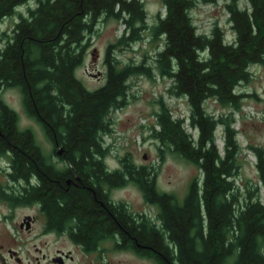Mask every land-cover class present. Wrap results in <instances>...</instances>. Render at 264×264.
I'll return each instance as SVG.
<instances>
[{
	"label": "trees",
	"instance_id": "trees-1",
	"mask_svg": "<svg viewBox=\"0 0 264 264\" xmlns=\"http://www.w3.org/2000/svg\"><path fill=\"white\" fill-rule=\"evenodd\" d=\"M27 1L0 0V23ZM161 1L164 11L157 13L150 26L152 34L163 39L156 66L171 79L169 91L187 99L188 123L196 134L193 137L184 118L173 117L160 100L157 127L151 135L160 149L166 146L196 165L202 178H194L178 200L157 189L153 170L123 158L118 170L121 183L137 185L157 214L155 221L141 216L138 230L126 217L120 223L139 245L150 248L158 264H264V149L252 147L262 194L258 186L241 198L234 182L240 151L236 131L204 108L208 99L238 107L246 93L236 87L250 80L251 66L264 65V0H226L233 33L230 41L216 25L208 33L197 32L190 15L197 3L217 0ZM18 17L10 32L0 30V87H18L26 112L38 116L50 136L57 131L65 149L63 157L75 165L78 179L88 188L73 178L72 168L54 175L45 165L46 156L40 157L30 145L28 134L18 135L11 129L13 146L19 150L17 160L26 165L25 170L39 166L42 185L35 194L46 196L51 215L57 213L60 220L75 217L81 229L74 237L94 244L103 237L95 233L98 228L116 224L93 199L87 174L91 170L82 164L103 162L101 137L109 131L108 114L124 103L129 77L149 70L142 64L119 66L109 57L110 46L103 85L89 90L76 69L84 60L86 34L100 17L123 21L127 34L120 41L140 38L147 27L143 0H35V6ZM0 111L12 122L17 119L15 111L1 102ZM219 123L223 125L222 153L215 144ZM67 176L71 183L65 184Z\"/></svg>",
	"mask_w": 264,
	"mask_h": 264
},
{
	"label": "rangeland",
	"instance_id": "rangeland-1",
	"mask_svg": "<svg viewBox=\"0 0 264 264\" xmlns=\"http://www.w3.org/2000/svg\"><path fill=\"white\" fill-rule=\"evenodd\" d=\"M226 0L215 3H197L190 11V15L197 32L208 33L214 26L223 29L225 38L233 36ZM147 14L146 28L135 41H120L122 34H127L122 20L100 17L93 25L92 31L86 34L87 47L83 63L76 69V75L89 89L94 90L104 84L106 79V49L110 46V58L118 62L119 66L142 64L149 73L131 75L128 80V91L124 103L112 108L108 114L109 131L102 134V148L105 150L102 161L109 169L121 168L122 159L127 157L136 166L150 168L155 173V185L159 191L173 194L182 200L187 193L189 183L202 173L196 165L185 160L170 148L162 146L151 135L156 128V113L160 110V100L170 109L173 117L184 118L186 130H195L188 123L189 107L184 96H177L169 91L172 84L170 78L159 73L156 63V52L163 46V39L154 36L150 26L155 23L158 12L164 11L161 0H143ZM244 5L245 2L240 1ZM35 6V0L16 8L13 15L4 18L0 23V30L11 31L18 20V13L25 14L28 7ZM3 41L0 42L2 47ZM251 78L248 82L239 84L237 91L246 95L240 100L239 106H222L215 100L204 102L206 112L225 122L236 131V140L240 151L236 160L238 168L234 177L237 192L241 198L249 192H255L259 186L262 194L259 175L256 167V156L252 147L264 149V65L250 67ZM0 98L18 115L21 126L30 124V118L23 104L22 94L17 88L8 86L0 92ZM39 129V136H41ZM215 144L222 153L223 125L219 123L215 131ZM44 151H49L43 141ZM56 161V155H53ZM60 162V161H59ZM115 199L123 200L130 210L138 211L150 220H156L157 208L147 203L142 192L132 182L112 192ZM158 223V222H157ZM65 248L70 247L64 244ZM115 259L122 258L119 264H157L153 261L129 256L128 254L112 253Z\"/></svg>",
	"mask_w": 264,
	"mask_h": 264
},
{
	"label": "flooded vegetation",
	"instance_id": "flooded-vegetation-1",
	"mask_svg": "<svg viewBox=\"0 0 264 264\" xmlns=\"http://www.w3.org/2000/svg\"><path fill=\"white\" fill-rule=\"evenodd\" d=\"M13 87L20 91L18 87ZM4 88L7 86L2 85L0 92ZM0 102L7 107L1 98ZM28 117L30 124L21 126L18 115L12 122L7 114L0 111V264H119L123 261L122 258L114 259L112 253H125L157 263L150 248L139 245L129 228L120 223V218L126 217L132 229L138 230L141 216H147L130 210L123 200L112 195L122 186L119 168L109 169L103 162L82 164L83 168L91 170L87 174L93 199L116 224V227L98 228L95 233L103 234V237L94 244H86L74 237L81 229L75 217L66 216L60 220L57 213L51 215L46 196L35 194L42 185L37 174L39 166L25 170L26 165L18 162L16 152L19 150L13 146L11 129L18 135L28 134L30 145L40 157L46 156L48 161L45 165L51 168L54 175L72 168L73 178L80 182L82 188L88 187L78 179L75 165L63 157L65 149L57 131L50 136L38 116ZM39 129L42 130L41 136ZM43 141L48 145L47 153ZM58 148L62 149L60 154L56 153ZM53 155H56V161ZM113 172L116 173L112 175ZM70 178H65V184L71 183ZM64 244L70 247L65 248Z\"/></svg>",
	"mask_w": 264,
	"mask_h": 264
},
{
	"label": "water",
	"instance_id": "water-1",
	"mask_svg": "<svg viewBox=\"0 0 264 264\" xmlns=\"http://www.w3.org/2000/svg\"><path fill=\"white\" fill-rule=\"evenodd\" d=\"M61 151H62V149H61V148H58V150L56 151V153H57V154H60Z\"/></svg>",
	"mask_w": 264,
	"mask_h": 264
}]
</instances>
